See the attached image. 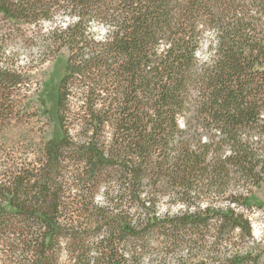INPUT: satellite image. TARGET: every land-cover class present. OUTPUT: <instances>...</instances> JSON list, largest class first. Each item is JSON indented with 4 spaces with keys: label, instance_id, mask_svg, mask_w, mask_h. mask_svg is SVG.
Instances as JSON below:
<instances>
[{
    "label": "trees",
    "instance_id": "trees-1",
    "mask_svg": "<svg viewBox=\"0 0 264 264\" xmlns=\"http://www.w3.org/2000/svg\"><path fill=\"white\" fill-rule=\"evenodd\" d=\"M0 19L38 27L40 64L68 52L61 137L31 160L0 146V264H192L250 235L236 208L264 186V0H0ZM17 31L0 122L24 83L3 54L29 42Z\"/></svg>",
    "mask_w": 264,
    "mask_h": 264
},
{
    "label": "rangeland",
    "instance_id": "rangeland-1",
    "mask_svg": "<svg viewBox=\"0 0 264 264\" xmlns=\"http://www.w3.org/2000/svg\"><path fill=\"white\" fill-rule=\"evenodd\" d=\"M51 24H43L42 31L46 32ZM10 29L24 30L30 38L28 43L15 39L11 44L4 47V56L13 59L22 68L24 83L14 88L10 95L13 105L12 111L0 122V146L14 149L19 159H34V150L39 147L47 136L60 138L61 127L57 119V98L61 79L65 75L68 52L62 49L60 54L54 55L50 61L40 64L41 56L40 38L38 27L35 25H23L19 28L10 25L0 19L1 35H9ZM17 31V32H18ZM202 57H206V51ZM44 101V109L40 108V101ZM76 102L69 98L64 105L68 107ZM43 110L48 112L44 115ZM66 114V113H65ZM64 126L71 135H75L78 129L72 126V118L66 114ZM69 116V117H68ZM9 147V148H8ZM30 152L25 155L24 152ZM226 204L225 200H222ZM249 208H236V213L242 214L243 219L248 221L250 235L245 230H234L230 235H225L220 243L218 253L208 256L199 254L193 257L192 264H264V186L254 191L248 200ZM164 212V208H162ZM213 242L212 238H208ZM180 255L186 257L187 251H180ZM157 256H151L154 260ZM233 262L230 263L229 261ZM172 262L174 258H171ZM151 264V263H149Z\"/></svg>",
    "mask_w": 264,
    "mask_h": 264
}]
</instances>
